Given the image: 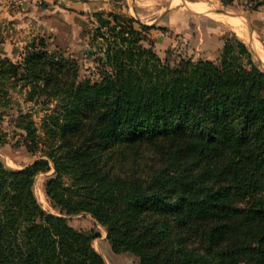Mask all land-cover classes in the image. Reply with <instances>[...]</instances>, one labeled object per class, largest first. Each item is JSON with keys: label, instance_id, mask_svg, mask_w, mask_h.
<instances>
[{"label": "trees", "instance_id": "obj_1", "mask_svg": "<svg viewBox=\"0 0 264 264\" xmlns=\"http://www.w3.org/2000/svg\"><path fill=\"white\" fill-rule=\"evenodd\" d=\"M112 2L83 28L96 77L39 35L19 60L0 55V149L7 123L35 155L19 168L0 156V264H107L99 233L69 223L78 214L137 264H264L259 61L237 35L215 59L163 58L154 25ZM11 101L33 106L9 114ZM40 173L51 210L35 194Z\"/></svg>", "mask_w": 264, "mask_h": 264}, {"label": "rangeland", "instance_id": "obj_2", "mask_svg": "<svg viewBox=\"0 0 264 264\" xmlns=\"http://www.w3.org/2000/svg\"><path fill=\"white\" fill-rule=\"evenodd\" d=\"M197 1L206 3L211 9L199 12L197 10L195 11L191 6L192 2L180 3V0H160L161 3H159V6L162 5V3L165 4L166 11L168 8L167 6L171 5L170 9L164 12L166 19H163L164 14L162 13V20L160 21V24H166L163 31L168 32V36L171 40H168L164 50L161 49L160 52L157 51V53L163 58H168L171 61L179 56L191 57L193 59H215L226 37L237 35L252 49L254 57L259 61L260 67L264 70V60L259 54V51L264 53V2L256 6L261 0H234L233 3L228 5L223 4L220 0ZM183 4L189 6L193 10L188 7L187 18H183L180 23V18L175 15L178 13L179 6L186 8ZM217 9L224 10L226 14L236 16L241 20L239 19V23L235 26L228 18L220 16V14H224V12H216L215 10ZM167 19H169V22H166ZM256 27H258L260 31L256 30ZM38 34L39 33H36L33 36H38ZM31 37L27 34L19 35V40L16 41H19L18 47L21 48V52L24 51ZM43 37L52 50L59 49L56 48L55 42L60 44V41H63L62 45H67V43H69V40L65 38H61L60 41H55L56 37L53 40H49L50 38L45 36ZM3 38L4 37L0 36L1 41ZM253 41L259 43L260 50L256 49L253 45ZM72 48H74V46H72ZM59 50L78 60L81 77H96V75L92 73L95 69L92 68L93 63L91 58L86 57L87 53L81 50L78 52L75 49L71 51V49L64 50V48H60ZM90 50L92 51L93 47H90ZM9 96L13 101L18 100L21 102L22 100L19 87H10ZM13 101L10 102L11 106L8 108L9 114H16L20 108L27 109L28 106H33L32 103H22L18 106L15 105ZM31 112L37 126H40L44 110L36 107L35 109H31ZM4 126L7 128V143L0 149V156L5 164L9 167L19 168L32 161L35 155L27 151L23 145L15 142V140L19 138V134H16L17 130H14L13 126H8L7 123H5ZM49 173L38 174L34 184L35 194L42 206L47 210H51V207L44 194L43 183ZM68 221L75 228L83 230L93 229L99 233L97 237L93 238L92 245L104 257L107 264L138 263V258L130 253L113 251L106 239L105 227L96 224L90 215L78 214L70 216Z\"/></svg>", "mask_w": 264, "mask_h": 264}, {"label": "crops", "instance_id": "obj_3", "mask_svg": "<svg viewBox=\"0 0 264 264\" xmlns=\"http://www.w3.org/2000/svg\"><path fill=\"white\" fill-rule=\"evenodd\" d=\"M124 1L127 4L125 10L129 14L141 23L154 25L150 30V35L154 39V49L158 52L164 50L168 40H171L168 32L163 31L166 24H160L162 13L163 19H166L165 4L159 6L160 0ZM196 1L180 0V3ZM112 5V0H0V36L4 37L2 41L0 40V55H6L14 61L19 60L21 48L18 47L19 41H16L19 40V35L27 34L31 37L36 33L50 38L49 40L55 37V41H60L61 38L69 40L67 45H62L63 41H60V44L55 42L56 48L71 49V51L75 49L78 52L81 50L88 53L91 50L87 51L90 46L83 32L88 22V15L93 11L110 10ZM167 7L168 11L171 5ZM184 7L186 8L179 6L175 15L180 18V23L188 14L189 6L184 5ZM166 22H169V19ZM256 30H259L258 27Z\"/></svg>", "mask_w": 264, "mask_h": 264}, {"label": "bare ground", "instance_id": "obj_4", "mask_svg": "<svg viewBox=\"0 0 264 264\" xmlns=\"http://www.w3.org/2000/svg\"><path fill=\"white\" fill-rule=\"evenodd\" d=\"M191 6L194 8V10L197 11H205V10H209L211 9V7H208L206 3L202 2V1H196V2H192ZM213 9V8H212ZM213 11V10H210ZM220 16L222 17H226L228 18L230 21H232V23L236 26V24L239 23V19L236 16L230 15V14H220ZM241 20V19H240ZM241 22V21H240ZM229 23V22H228ZM244 27V26H241ZM246 30V29H245ZM246 32V31H245ZM253 45L256 47V49L260 50L259 48V43L257 41H253ZM259 54L261 56V58L264 60V53L259 51Z\"/></svg>", "mask_w": 264, "mask_h": 264}, {"label": "water", "instance_id": "obj_5", "mask_svg": "<svg viewBox=\"0 0 264 264\" xmlns=\"http://www.w3.org/2000/svg\"><path fill=\"white\" fill-rule=\"evenodd\" d=\"M216 12H224V13H226V11H224V10H221V9H217V10H215ZM87 51H90V48H87Z\"/></svg>", "mask_w": 264, "mask_h": 264}]
</instances>
